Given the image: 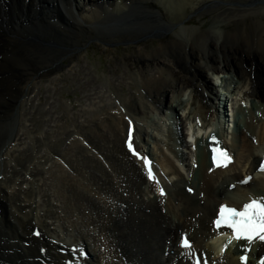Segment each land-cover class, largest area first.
Listing matches in <instances>:
<instances>
[{
    "label": "bare ground",
    "instance_id": "bare-ground-1",
    "mask_svg": "<svg viewBox=\"0 0 264 264\" xmlns=\"http://www.w3.org/2000/svg\"><path fill=\"white\" fill-rule=\"evenodd\" d=\"M250 1L254 0H122L120 7H112L97 0L85 4L84 0H0V264H64L72 257L71 245L86 248L87 243L104 240L106 233L117 236L120 250L115 253L118 257L121 253L120 261L123 255L127 264L172 263L177 259L173 245L178 230H195L196 248L218 251L219 243L204 240L210 235L206 223L216 205L226 200L232 204L233 198L241 204L250 195L264 199V181L258 176L249 186L227 189L251 173L264 155V78L260 75L264 65L256 58L264 55V27L256 20L264 16V9L249 8ZM201 11L218 12L217 20L222 18L234 29L218 22V26L186 27L191 15ZM167 33L170 36L156 42L148 54L140 52L132 58L134 74L130 63L124 69L135 86L127 98H119L117 88L108 91V83L89 89L79 109L63 103L57 111L58 100L49 94L57 88L59 63L79 56L81 41L119 36L145 40ZM73 65L67 66L77 70ZM114 67L118 73L124 66ZM126 73L116 75L114 83L123 82ZM209 75L220 78L230 96L221 98L208 82ZM42 85L46 90L40 96ZM229 99L245 101V106L248 99L256 101V112L262 116L238 121L230 134L233 141L224 126L215 135L234 153L228 168L209 174L208 153L201 146L195 170L188 158L186 123L197 121L200 128L192 126L190 137H199L200 144L207 145L210 122L219 112L227 117L224 109ZM238 107L237 111L241 104ZM36 118L43 120L38 123ZM130 125L137 148L154 161L164 198L157 195L158 186L148 182L142 161L125 151ZM177 161L185 165L182 170ZM189 172L195 176L191 182L186 179ZM45 174L50 177L38 186ZM184 187L194 188L195 194L190 196ZM80 188L88 193L86 197ZM43 206L55 217L40 215ZM65 209L79 210L73 219ZM36 226L41 227L39 239L32 236ZM257 252L253 248L248 264ZM238 254L228 251L227 264H238ZM177 264L186 263L178 260Z\"/></svg>",
    "mask_w": 264,
    "mask_h": 264
},
{
    "label": "rangeland",
    "instance_id": "rangeland-1",
    "mask_svg": "<svg viewBox=\"0 0 264 264\" xmlns=\"http://www.w3.org/2000/svg\"><path fill=\"white\" fill-rule=\"evenodd\" d=\"M103 2L104 3L108 2L110 4V6H112V7H120L122 5V0H117L115 2L114 1L111 2V1L106 0V1H103ZM103 2L101 0H97L98 4H101ZM84 4H85V0H84ZM84 4H83V6H84ZM248 4L250 5L249 8H255V9H259L260 8V10L264 9V0H260V1H255L254 0V1H250ZM88 8L92 9L93 7L88 5ZM80 9H81V7H80ZM100 9H103V11L107 13L105 7H101ZM263 12H264V10H263ZM217 13L218 12H216V11L212 12V13L207 12V11H201V12H199V14L198 13L197 14H192L191 17H190L191 18L190 21L186 23V27H188V28L194 27V26H192L193 23H195V25H198V26H201L203 24H204V26H207V25L208 26H211V25L218 26L219 24L222 23V18L217 20ZM52 16H56V15H52ZM60 18L61 17H59L57 19L61 20L62 18L61 19ZM215 20H216V22H215ZM256 20H260L262 22V24H263L262 28H263L264 27V16H262V18L256 17ZM62 21H63V19H62ZM247 23L250 25L251 22L248 20ZM222 24L225 25V24H228V23L223 22ZM228 28L233 30L234 29V25L228 24ZM167 34L168 35H166L164 37H161V38H159V37H151L150 38L149 37V38H145V40H144V38L143 39H138V38L129 37V36H119V37H113L110 40H106V41L97 40V39H88V38L85 41H81L80 43H83V45L78 50L80 55L79 56L72 55V56H70L68 61L64 60V61L59 63L60 66H61V69L58 71V74H59L60 77L54 83L55 85H57L56 91L51 93V94L48 93L50 95V97L54 98L53 100H58L57 111L62 110L63 103H64V105L67 104L69 107L73 108L74 110L79 109L78 108L79 105L81 103H84V101L87 99L84 96H86V94L91 93V90H89V89L97 88V87H100L103 84H108V83L110 85L108 87V91L109 90L111 91V90L117 88L116 89L117 96L119 98H122V97L123 98H127L128 94L130 92L135 91V90H133L135 86L132 83L131 79H128V77H130V76L127 75V73H126V71L124 69H126L129 66L128 64L130 63V66L132 68V71H130V72H132V74H134L136 72V71L134 72V70H136V68H135L134 62L131 63L132 62L131 61L132 58L134 57L136 59L135 55H138L140 52L143 53V54L144 53L148 54L149 51H151L152 49H154V47L157 46L155 44L156 42H158L159 44H160V42L163 43L162 40L165 41L166 40L165 38L170 36V33H167ZM9 37L10 36H8L7 38H9ZM91 40H93V41H91ZM4 49H6V48H4ZM132 54H133V56H132ZM262 56H263V58H262ZM262 56L258 55V56H256V58L264 65V55H262ZM127 59H129L128 60L129 62L127 61ZM70 62H72V64L78 66L77 70L72 71L73 68H69V66H67ZM117 63L121 64V67H118L120 69H122V64L124 66L123 69L120 70L118 73H117V68L114 67V65L117 64ZM74 65H73V67H74ZM79 65H80V67H79ZM80 68L82 70L90 69L89 73L87 71V72H85V74L80 75V72H82V70ZM258 69H260V68H258ZM129 70H131V69H129ZM67 72L68 73H73V74L72 75H68ZM122 72L126 73V76L124 77L123 82L114 83V80L116 78L115 76L118 75L120 77ZM263 74H264V72L261 69L260 70V75H261L262 78H264ZM87 75L89 76L88 78H87ZM113 75H114V77H113ZM221 81L222 80L220 78L216 77V76H210V78L208 79V82H210V84H212L214 86V89L216 90L218 95L221 96V98H223L224 94L230 96L221 87ZM43 84H47L46 79L43 81ZM233 86H234V82L230 83V87L233 88ZM41 89H42V91H41L40 96L45 94L44 91L46 90V88H44V85H42ZM183 97L186 98L185 94H184ZM236 98H237V100H240V96H237ZM178 99L179 98H175V97H173V98L170 97L169 98V100H175V101H177ZM216 102H219V100H217ZM234 102H235L234 100H232V99L230 100L229 99V101L227 102V108L224 109V112H228V113H230V109L232 111L238 112V113H236V115L233 114L234 120H235L233 122L234 124L237 123V121H244L245 119L249 120L251 117H254L255 115L256 116L258 115V113L256 112V110L258 108V104L256 103V101L254 102L252 100L251 102H249V99H248L246 108L244 107L245 101H240V103H239V101L237 103H234ZM31 103H34L35 105H38L39 101L38 100H36V101L33 100V102H31ZM239 104H242V106H241L242 108H240L241 111L240 110H238V111L236 110V109L239 108L238 107ZM49 107H50V105L46 106V109L49 110L50 109ZM221 107L222 106H220V108ZM168 109L169 108H166L165 111H164L166 114H167V110ZM240 114H242V115H240ZM172 115H175V114H172ZM36 119H38V120H36L38 123H40L41 119L43 120V118H40V119L36 118ZM211 122L214 125L213 127H216L217 129H219V126L215 125V120L211 121ZM186 128H188V125H186ZM114 142H116V138L114 139L113 143ZM176 148H178V147H176ZM164 150H165V147H164ZM177 164L180 165L181 168L179 166L178 167L181 170L185 167V165L182 162H180V161H177ZM36 165L37 164H34L30 168L32 169V167H33V170H34ZM39 168H41V167H39ZM46 168H45V170H46ZM23 172L21 171L19 175H22ZM93 172L96 175H99L98 173H96V171H93ZM48 174L51 175L50 173H48ZM48 174H45L44 177H42V178L39 177L40 182L38 183V186H41L39 184H41L43 180H46V179H48V177H50ZM36 179H38V178L36 177ZM181 190L183 192L182 188H181ZM8 191H10V190H8ZM80 191L82 192L83 190L80 188ZM94 192L95 191H93V193ZM82 193H84L85 197H86V193L87 192L83 191ZM87 195H88V193H87ZM90 196L93 197L92 194ZM39 201L40 202L42 201V199L40 197H39ZM72 201H73L72 205L76 206V201H74V200H72ZM79 203H81V202H79ZM83 204H86V202L84 201ZM44 208H43L42 214L43 213L44 214H49L48 210L46 208L45 209ZM57 211H58V213L60 212V210H57ZM72 211L73 210H67V212H68L67 215L69 217H72V216L75 217V213H74L75 211H73V212ZM145 245L147 247H149V243L146 242ZM149 264H151V263H149Z\"/></svg>",
    "mask_w": 264,
    "mask_h": 264
},
{
    "label": "snow or ice",
    "instance_id": "snow-or-ice-1",
    "mask_svg": "<svg viewBox=\"0 0 264 264\" xmlns=\"http://www.w3.org/2000/svg\"><path fill=\"white\" fill-rule=\"evenodd\" d=\"M131 136L132 129L129 127L128 148L129 151H132L133 155H136L132 150ZM221 155L228 161L229 158L226 153H221ZM212 160L214 164L218 163L215 152ZM147 164L148 161L145 160V165ZM259 170L264 172V163H261ZM149 178L152 179L151 172H149ZM189 191H191V189H189ZM161 194L163 195V193ZM213 225L214 230H218L221 227H226L231 230L230 239L228 241L229 244H231L232 241H245L249 246L245 251H248L251 245L256 242L264 245V200L258 201L253 199L250 203H246L243 209L239 211L222 205L219 209L218 217L213 221ZM179 247L183 250H190L191 244L186 237H182L179 242ZM226 248L227 245H225V249ZM223 251L224 249H222V252ZM240 259L241 264H246L247 256H241ZM195 264H200V261L197 260ZM204 264H207V260L204 261ZM260 264H264V257L261 258Z\"/></svg>",
    "mask_w": 264,
    "mask_h": 264
}]
</instances>
